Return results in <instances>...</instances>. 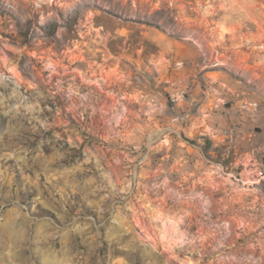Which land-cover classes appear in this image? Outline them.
<instances>
[{"label":"rangeland","instance_id":"obj_1","mask_svg":"<svg viewBox=\"0 0 264 264\" xmlns=\"http://www.w3.org/2000/svg\"><path fill=\"white\" fill-rule=\"evenodd\" d=\"M0 264H264V0H0Z\"/></svg>","mask_w":264,"mask_h":264}]
</instances>
